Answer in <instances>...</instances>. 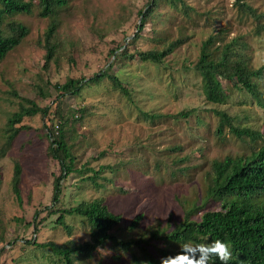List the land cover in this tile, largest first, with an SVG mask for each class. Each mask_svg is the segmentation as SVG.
Returning <instances> with one entry per match:
<instances>
[{
  "label": "rangeland",
  "instance_id": "1",
  "mask_svg": "<svg viewBox=\"0 0 264 264\" xmlns=\"http://www.w3.org/2000/svg\"><path fill=\"white\" fill-rule=\"evenodd\" d=\"M147 1L72 0L59 13L57 41L60 48L56 60L51 62L48 69L43 68V39L51 18L41 16L38 10L31 14L16 15V19L30 28V33L0 62V140L8 114L18 109L20 101L10 93L11 88L16 89L20 95L44 105L57 94L53 86L55 82H64L68 77L93 76L108 65L109 52L113 47H118L134 36L140 19L138 12ZM186 1L199 11L211 6L206 0ZM218 1L225 5V14L223 20L214 24L215 30L220 27H228L229 30L231 27L230 32L224 33L227 39L244 33L249 42L248 54L252 67L264 65V32L255 36L253 32L257 23H253L254 19L242 26L237 24V8L233 5L235 0L215 2ZM249 1L258 12L264 11V0ZM159 10L164 14L166 22H157V28H170L171 31L174 30L175 24L183 25L187 19L186 14L167 1L161 2ZM212 32L214 31L210 29L191 30L190 41L177 48L162 64L142 61L138 56L116 64L113 70L130 89L132 101L119 89L112 87L108 78L100 84L86 86L77 95L65 98V109L87 108L86 117L77 125V166L81 167L86 163L89 167L100 169L101 166L109 164L118 165L119 161L127 162V166L120 167L116 182L123 183L128 193H120L117 184L107 181L113 177L109 168H104L98 178L99 182L106 183V187L96 186L88 179V175L93 172L86 170L65 178L62 181L61 203H53V181L60 174V165L47 155L49 142L40 114L23 118L21 124H27L30 128L23 130L16 137L11 150L0 159L1 264H63L48 248L28 244L26 239H35L38 242H63L67 239L83 242L90 239V226L81 216H67L66 221L73 227L71 235L58 226V209L99 196L106 197L116 211H133L126 214L124 221L114 228L113 232L119 238H138L142 231L150 226H157L160 221L164 227L173 225L184 215V208L179 200H186L188 203L196 197L204 198L210 181L209 173L212 172V161L215 158L223 159L228 155L235 157L247 153L248 145L227 128L222 136L216 132L219 117L214 109L226 108L234 115L239 114L236 123L260 131L264 130V110L252 96L235 87L231 92L229 104H214L206 99L201 76L194 70V63L198 60L202 40ZM142 33V37L130 44V50L154 46L150 24ZM184 64L188 65L189 69L183 67ZM47 81L49 83L45 85ZM37 83H43L48 88L49 97L44 98L38 93ZM190 108L198 110L207 126L194 122L193 118L189 124L166 119L167 129L171 130L166 131L167 144H161L157 148L161 150L169 144L182 143L185 147L181 156L191 153L187 154L189 158L185 164L198 165L197 169H191L187 176L172 181L165 172V166L155 167L154 161L158 158L154 156L155 152L151 153L147 148L144 152L138 149L139 139L145 140L150 134L164 128L160 126L153 129L150 120L143 118L140 110L176 113ZM188 128L189 132L185 133ZM101 152L105 154L101 155ZM142 152L146 159L144 164L140 155L139 158L136 157ZM160 156L165 158L162 154ZM17 160L23 169L20 198L15 194L12 184ZM130 168L134 172L129 175L127 169ZM104 177H107V180ZM137 190L140 192L136 195ZM214 205L217 206L215 203L210 204ZM141 211L146 213L144 228L129 232L126 224L132 215ZM170 213L174 214L171 220L168 217ZM156 243L159 247L164 246L162 241ZM87 264L132 262L128 254L120 260H115L111 249L105 246L100 247L87 259Z\"/></svg>",
  "mask_w": 264,
  "mask_h": 264
},
{
  "label": "trees",
  "instance_id": "2",
  "mask_svg": "<svg viewBox=\"0 0 264 264\" xmlns=\"http://www.w3.org/2000/svg\"><path fill=\"white\" fill-rule=\"evenodd\" d=\"M162 1L171 3L186 14L187 19L183 25L175 24L174 30L171 31L170 28L165 30L162 27H156L157 22L162 24L166 22L163 18L164 14L159 10ZM206 1L211 6L199 11L186 0H148L138 12L140 19L134 36L110 50L108 65L89 78L68 77L64 82H55L53 86L57 94L54 99L44 105L30 97L20 95L16 89L11 88L10 93L18 97L20 101L18 109L8 114L2 140H0V159L11 150L16 137L23 130L30 128L27 124H21L23 118L40 114L49 142L47 155L58 161L60 165V174L53 181V203H61L62 181L73 173H83L86 170L93 172L88 175V179L92 180L96 186L106 187V183L99 182L98 178L104 168H109L113 172V177L108 180L104 177V179L117 184L120 193H128L123 183L116 182L120 167L127 166V162L119 161L118 165L109 164L101 166L100 169L89 167L86 163L81 167L77 166L75 153L76 139L79 134L77 125L86 117L87 108L65 109V98L69 95H77L86 86L100 84L108 78L112 87L119 89L132 101L130 89L114 72V66L136 56L142 61L162 64L177 48L190 41L191 30L214 31L202 40L198 60L194 63V70L201 76L202 90L206 99L214 104H229L231 92L235 87L252 96V99L257 101L264 110V65L258 68L252 67L251 57L248 54L249 42L244 33L227 39L224 33L230 32L231 27L229 30L228 27L215 30L214 24L223 20L225 5L220 1L216 3V0ZM71 2L72 0H0V62L30 33V28L15 16L21 13L31 14L38 10L41 16L51 18L43 39L45 49L43 68L48 69L51 62L56 60L60 48L57 41L59 13ZM233 5L237 8L238 25L242 26L254 19L253 23H257L253 32L255 36L264 32V11L258 12L249 0H235ZM149 24L153 32L151 38L155 42L154 46L148 49L130 50V44L143 36L142 32ZM174 32L177 33L173 35ZM183 67L189 69L186 64ZM47 83L49 81L45 85ZM45 85L37 83L36 88L42 97L47 98L50 92ZM214 111L219 117L216 132L222 136L227 128L240 141L247 144L249 150L246 154H238L235 157L228 155L223 159L215 158L212 161V172L209 173L210 181L204 198L196 197L188 203L186 200H179L184 208V215L173 225L164 227L160 221L157 226H150L142 231L138 238H119L113 232L114 228L124 221L126 214L133 211H116L106 197L99 196L90 201L82 200L76 205L58 209L59 214L56 219L58 226L63 227L71 235L73 227L66 221L67 216H81L90 226V239L83 242H77L74 239L63 242L54 240L38 242L35 239H26V242L44 249L48 248L63 264H87V259L91 258L100 247L105 246L111 249L115 260H120L128 254L132 264H161L162 257L179 253L180 245L183 243L191 241L193 244H207L220 239L229 244L232 252V259L228 264H264V130L240 126L236 123L239 114L234 115L226 108H216ZM140 114L143 118L150 120L153 129L164 126L145 140L138 138L140 151L144 152L147 148L151 150V153L155 152L154 156H158L154 161L156 168L165 166V172L172 181L187 176L191 169H197L198 165L185 164L189 158L187 154L191 155V153L181 156L185 147L182 143L169 144L157 150L159 145L167 144L165 143L168 139L167 133L171 131L167 129L166 119L189 124L193 118L194 122L207 126L204 117L196 108L183 109L176 113L140 110ZM184 132L188 133L189 128ZM143 152L136 157L139 158L138 155H140V160H144V164L146 159L142 155ZM100 154L104 155L105 152ZM161 154L165 158L161 157ZM22 171V165L17 160L12 184L19 198L21 197ZM127 172L130 175L134 171L130 168ZM1 184L0 173V186ZM141 185H139L140 188ZM139 192L135 191L136 195ZM212 203L217 206H210ZM173 215V213L169 214L170 220ZM145 216L144 211L132 215L129 223L126 224V229L132 232L137 228H144ZM156 241H162L164 246L159 247ZM198 256L199 254L197 258ZM209 264H222V262L213 257Z\"/></svg>",
  "mask_w": 264,
  "mask_h": 264
},
{
  "label": "clouds",
  "instance_id": "3",
  "mask_svg": "<svg viewBox=\"0 0 264 264\" xmlns=\"http://www.w3.org/2000/svg\"><path fill=\"white\" fill-rule=\"evenodd\" d=\"M176 255L161 258V264H209L211 258H218L222 264H228L232 252L227 242L216 239L211 243L193 244L191 241L180 245ZM197 254H199L197 258Z\"/></svg>",
  "mask_w": 264,
  "mask_h": 264
}]
</instances>
